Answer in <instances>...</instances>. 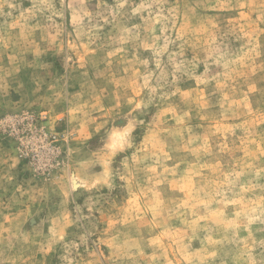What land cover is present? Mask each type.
I'll list each match as a JSON object with an SVG mask.
<instances>
[{
  "label": "rangeland",
  "instance_id": "rangeland-1",
  "mask_svg": "<svg viewBox=\"0 0 264 264\" xmlns=\"http://www.w3.org/2000/svg\"><path fill=\"white\" fill-rule=\"evenodd\" d=\"M0 264H264V0H0Z\"/></svg>",
  "mask_w": 264,
  "mask_h": 264
}]
</instances>
